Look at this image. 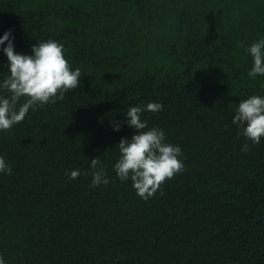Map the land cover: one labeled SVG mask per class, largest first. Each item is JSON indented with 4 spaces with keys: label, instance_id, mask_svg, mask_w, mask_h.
<instances>
[{
    "label": "trees",
    "instance_id": "trees-1",
    "mask_svg": "<svg viewBox=\"0 0 264 264\" xmlns=\"http://www.w3.org/2000/svg\"><path fill=\"white\" fill-rule=\"evenodd\" d=\"M9 30L20 54L62 44L82 75L0 131L5 264H264V138L243 152L232 124L240 101L264 97L245 51L264 39V0H0V36ZM151 102L163 109L141 118L181 148L185 170L143 200L113 165L136 134L128 108ZM93 158L107 185L85 175Z\"/></svg>",
    "mask_w": 264,
    "mask_h": 264
},
{
    "label": "clouds",
    "instance_id": "clouds-1",
    "mask_svg": "<svg viewBox=\"0 0 264 264\" xmlns=\"http://www.w3.org/2000/svg\"><path fill=\"white\" fill-rule=\"evenodd\" d=\"M8 61V75L0 82V131L7 132L21 123L30 110L35 111L47 104L63 100L65 95L80 86L81 70H73L65 58L64 46L55 40L37 43L31 48V55L17 53L12 42V31L0 36V45ZM245 51L252 58L251 70L247 75L255 79L264 76V39L253 43ZM163 105L157 102L141 106H131L125 116V123L135 130L130 139L121 138L115 145L119 158L113 165L117 178L131 181L136 194L143 200L152 198L161 186L182 173L184 164L179 158L182 150L178 145L166 142L165 133L158 127L148 128L142 112L157 113ZM238 128V135L245 138L241 151L250 150L247 141L259 144L264 138V97L253 95L239 102L232 119ZM113 130L119 131V122L113 123ZM91 184L93 187L107 185L105 166L100 158L90 161ZM0 173L12 175V168L0 156ZM75 180L81 173L73 170L66 173ZM162 194V192H161ZM0 264H5L0 257Z\"/></svg>",
    "mask_w": 264,
    "mask_h": 264
}]
</instances>
